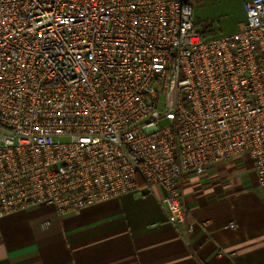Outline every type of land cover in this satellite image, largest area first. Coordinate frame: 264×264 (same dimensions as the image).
Returning a JSON list of instances; mask_svg holds the SVG:
<instances>
[{"label": "built area", "instance_id": "1", "mask_svg": "<svg viewBox=\"0 0 264 264\" xmlns=\"http://www.w3.org/2000/svg\"><path fill=\"white\" fill-rule=\"evenodd\" d=\"M244 12L206 37L185 0H0V218L159 186L190 235L185 173L248 155L264 186V0Z\"/></svg>", "mask_w": 264, "mask_h": 264}, {"label": "crops", "instance_id": "2", "mask_svg": "<svg viewBox=\"0 0 264 264\" xmlns=\"http://www.w3.org/2000/svg\"><path fill=\"white\" fill-rule=\"evenodd\" d=\"M246 1L238 2L243 14ZM154 191L64 216L48 205L3 216L0 264H264V186L248 155L184 174L190 235L168 220L162 190Z\"/></svg>", "mask_w": 264, "mask_h": 264}, {"label": "rangeland", "instance_id": "3", "mask_svg": "<svg viewBox=\"0 0 264 264\" xmlns=\"http://www.w3.org/2000/svg\"><path fill=\"white\" fill-rule=\"evenodd\" d=\"M238 2L239 0H190L193 21L206 37L233 32L246 19Z\"/></svg>", "mask_w": 264, "mask_h": 264}, {"label": "trees", "instance_id": "4", "mask_svg": "<svg viewBox=\"0 0 264 264\" xmlns=\"http://www.w3.org/2000/svg\"><path fill=\"white\" fill-rule=\"evenodd\" d=\"M186 2H190V0H185ZM205 36V35H204Z\"/></svg>", "mask_w": 264, "mask_h": 264}]
</instances>
